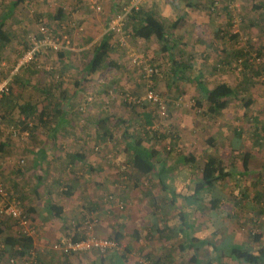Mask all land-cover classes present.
<instances>
[{"label":"rangeland","instance_id":"374dc122","mask_svg":"<svg viewBox=\"0 0 264 264\" xmlns=\"http://www.w3.org/2000/svg\"><path fill=\"white\" fill-rule=\"evenodd\" d=\"M186 1L36 0L30 3L25 0L14 6L15 0H0V16L14 7L11 17L3 23L11 43L0 47V80L11 77L13 94L11 101L0 104V141L7 143L6 154L0 156V172L5 182V171L9 166L27 167V154L22 152L24 148L29 146L37 154L41 140L60 138V132L55 134L53 131V124L58 120V115L54 113L63 106L61 90L68 88L69 83L83 73L82 70L75 75L62 73L60 63L65 59L64 54L67 53L69 61L80 57L83 61L86 55H78L77 49L90 43L92 49L101 37L110 32L111 27L119 24L118 19L124 13L128 14L132 8L154 9L167 27L180 19L177 29L168 31L169 41L172 47L177 45L174 46V58L191 66L190 77L202 74V81L207 87L227 82L236 89L237 98H230L228 108L217 117L206 114V102L196 83L174 79L170 55L161 51V45L155 39L146 41L133 37L129 30L124 29L125 18L123 24L117 27L120 30L112 32L110 60L118 67L105 66L88 82L93 87L87 89L85 86L81 103L69 114L74 126L72 133L82 143H91L94 136L97 138L95 133L107 138L105 146L100 142L93 144L94 154L100 155L108 145L115 160L120 158L124 163L126 132L131 136H145L143 146L158 151L161 165L172 171V176L166 172L162 179L167 182L172 178L173 184L166 192L155 196L158 205H166L164 215H173L176 211L173 207L167 208V205H177L187 211L183 205H211V201L218 199L219 208L216 211H210L209 206H205L193 215L188 208L190 217L185 220L192 223L193 219L196 238L201 242L208 239L214 246L224 249L228 240L223 235V229L240 228L245 238L244 245L261 248L264 247V201L249 205L247 210L237 208L233 201L239 196L236 188L238 178L230 176L210 192L203 191L200 202L189 197L193 186L201 180L206 156H219L227 166L235 161L237 169L241 168L243 155L247 152L253 155V167L264 163V0H192L195 4L193 9H185ZM59 9L63 11L62 20L56 22ZM41 28H45L47 33H42ZM49 43L59 48L54 50ZM33 47H37L35 61L17 69L24 54ZM87 52L91 55L90 51ZM59 54L64 55L62 60L58 59ZM245 62L247 69L243 68ZM65 81L69 83L65 85ZM150 90L164 101L167 107L165 117L146 100V93ZM27 101L35 104V114L28 124L34 130L33 136L29 130H22L19 121L23 118L19 116L15 104ZM198 101L200 107H196ZM246 102H249L248 107L244 105ZM43 109L48 114L40 121L39 114ZM92 112L96 117L107 118L106 126L91 129L87 126V130L76 131ZM12 125L18 127V137L9 134ZM234 131L243 135V144L236 152L226 146L227 140L235 136ZM210 138L214 139L213 146L206 142ZM193 155L196 157L193 163L182 162L183 157ZM230 155L233 160H229ZM21 161H24L23 165H20ZM67 168L65 172H69ZM70 171V174L74 173L72 169ZM38 175H42L40 170ZM248 182V188L243 191L249 195L254 186L255 190L264 191V177L260 180L249 177ZM143 190L146 191V188L142 186L134 188L132 195L135 202H142L141 199L148 201L149 197ZM174 192H179V198L173 195ZM173 197L175 203L172 202ZM0 225L9 234L11 222L0 220ZM207 227L219 230V234L208 231ZM186 232L191 233L189 230ZM255 235L260 237L257 242L253 239ZM1 244L0 252L8 264H11V258L22 262L17 256H10L3 248L4 243ZM164 244L169 247V243ZM197 245L203 264L218 261L211 254L210 246ZM191 256L192 252L188 256L167 258L162 264H187ZM27 261L33 264L32 259ZM220 263L244 264L230 257H223Z\"/></svg>","mask_w":264,"mask_h":264},{"label":"crops","instance_id":"0c3cea01","mask_svg":"<svg viewBox=\"0 0 264 264\" xmlns=\"http://www.w3.org/2000/svg\"><path fill=\"white\" fill-rule=\"evenodd\" d=\"M13 8H10L6 14L0 16V22L3 21L4 23L5 20L7 21L11 17ZM7 14L8 16L6 17ZM55 19L56 22H60L62 14L58 19L56 17ZM10 43L11 39L8 44ZM90 47L91 43L77 49L79 51L78 55H86V59H83V61H81V57L69 61L67 53L64 54L65 57L63 54L58 55V59L62 60V55L65 58L60 63L62 65V73L70 72L75 75L79 71H83L82 75L78 79H74L72 83L65 81V85L69 83V87L61 90L63 106H61V110H56V113H54V115H58V120L53 124V131H55V134L60 132V138L47 137L41 140L39 143L40 148L36 149L37 154L29 146L24 148L22 152L27 154V167L18 166L13 168L9 166L6 169L8 171H5V185L10 197L20 201L23 200V207L26 208L31 226L35 230L32 238L34 253L30 255L33 258V264H156L158 262L162 264L167 258L171 260L174 259L173 257L180 255L188 256L190 252H192L193 256L196 252L195 249L198 248L196 244L201 242V239L196 238L193 219L192 223H188L178 217L180 212L182 213L180 211L182 208L180 207L179 210L177 205H167V208L171 209L173 207L176 211L173 212V215L172 213L164 215L163 209L166 208V205H156L152 202V198L157 201V194L164 191V187L168 188L169 185L173 184L171 178L166 183L163 182L162 175L160 179L154 175H150L148 179L137 176L131 170V159L128 153L125 152V163L120 158L115 160L114 155L110 154L111 150L108 145L102 149L103 152L100 155L94 154L92 150L93 144L100 142L105 146L108 143L107 138L105 139V137L98 136V133H95L97 138L94 136L91 143L87 141L82 143L83 141H77L76 135L72 133L74 126L69 114L75 111L74 108L81 103V94L84 92L85 86L87 89L93 87V85L88 83L93 79V75L86 76V68L91 59V55L87 52L90 51ZM49 84L52 85L51 82ZM53 88H55L54 85ZM104 118L96 117L95 112L92 115L89 114L85 118L84 125L77 127L76 131L79 129L87 130V126L90 127L89 129L104 128L107 124V118ZM242 144L243 139L238 140L237 136H234L233 139L227 140L226 146L231 147L233 151H237ZM249 155L248 171L243 169L242 164L241 168L238 169L236 166H227V171L231 173V176L239 179V183L236 184L239 196L233 201V204L237 208L240 207V210H247L249 205L259 204L258 199L255 197L256 192L262 193L261 202L264 201V191L262 189H254L256 181L254 187L250 186L253 187L251 188L252 194L249 195L245 190L243 191L250 184L248 182L249 177H256V180H258V175L261 178L264 177V163L258 167H253V155L250 153ZM72 156H77L80 160H76L73 163L70 160ZM193 156L195 159V155ZM230 159L231 155L229 156ZM114 164H116V169ZM66 167H68L69 172L64 171ZM71 169L74 172L73 174H70ZM39 170L42 175H38ZM65 185L67 186L63 187ZM141 186L146 188V191L143 190L145 195L154 193L153 196L151 195L148 198L147 202L146 199L145 201L141 199L142 202H135L133 199L134 188L138 189ZM62 187L64 191L69 192V195L64 194ZM154 188H156V191ZM187 188L189 187L187 186ZM50 203H55L56 206L61 207L60 219L56 218L52 213ZM119 203L124 204L123 209L119 208ZM205 206L210 208L211 205H191V207L190 205H183L187 209L185 215L188 218L190 217L189 210L194 215L193 212L204 209ZM188 208L190 209L188 210ZM86 210L94 213L98 220L95 227L97 236L117 240L119 249L114 251L113 255L90 252L61 256L53 252L51 249L53 243L68 238L81 237L82 234L79 229L83 213ZM172 216L175 218H171ZM185 224L187 230L191 231V233L189 237V232H187L184 238L182 234L177 235V231L180 226L184 227ZM0 229L3 231L0 235L1 244L7 234V230L2 225H0ZM206 229L219 234V230L216 231L212 227H207ZM223 230V235L228 240L226 247L235 245L253 250L259 248L244 245L245 238H243L240 228ZM256 236L259 235L254 236L253 239L255 241ZM165 242L169 243L170 248L164 244ZM202 242L204 244L209 243V240L203 239ZM188 244L192 248H189ZM206 245L208 246V244ZM3 248L7 249L4 245ZM217 249L219 248L217 247ZM210 252L214 258H218L211 250ZM3 256V253L0 252V264H8ZM210 257L211 255H209ZM223 257L228 256L224 255ZM220 261H216L215 264H221Z\"/></svg>","mask_w":264,"mask_h":264},{"label":"trees","instance_id":"16d2710c","mask_svg":"<svg viewBox=\"0 0 264 264\" xmlns=\"http://www.w3.org/2000/svg\"><path fill=\"white\" fill-rule=\"evenodd\" d=\"M30 3H34L36 0H27ZM25 0H16L14 6H17L18 4L24 3ZM195 7V4H193V1L187 0L185 3V9H193ZM62 9H59L57 11L56 18L61 16ZM10 14V13H8ZM6 15V17L8 16ZM5 20V19H4ZM180 19H176L173 24H171L169 27H167L163 22L160 21L157 12L154 9H144V8H132L129 13L126 16V22H125V30H129L133 37L142 39V40H149V39H155L158 41V43L161 45V51L164 53H167L170 55L171 60V70L173 74V78L178 81H192L196 83V87L200 93L203 94V101L206 102V114L210 115L211 117H217L220 115L223 111H225L229 106V99L230 98H237V91L235 88H233L231 85H229L227 82H220L217 85L213 87H207L203 81V75L199 74L193 78L190 77L188 74L189 71H191V66L187 65L177 59L173 56L174 51V45L173 47L170 45V35L168 34L169 30H175L177 29L180 21ZM11 37L7 32H5L3 28V21L0 22V45L4 46L10 42ZM112 32L106 33L103 37H101L100 41L93 46V48L90 50L91 52V59L88 62L87 68H86V76H91L94 74H97L102 71V69L105 66H111V67H118L115 62L110 60V54L112 51ZM240 53V52H239ZM240 55L244 56L243 53ZM259 56V54H258ZM245 62L243 64V68L247 69L248 64ZM11 89V85H10ZM11 97L13 98V94L10 90L9 96H6L0 101V104H5L6 102L11 101ZM15 99V98H14ZM16 107L19 112V116L23 118L19 121L20 126L22 127V130H29L31 132V136H33V128H29V121L31 117L35 114L34 108L35 104H33L31 101H27L22 104L15 103ZM245 107H248L249 102H246ZM200 107L201 103L198 101L196 102V107ZM46 109H43L41 113L39 114V119L42 121V118L47 115L48 113L45 111ZM235 136H237L238 140L243 138V135L239 131H234ZM125 136V146L124 151L128 153L130 161V167L131 170L137 174V176L140 177H146V179L149 178L150 175H154L161 178V175L164 173H168L171 175L170 168H165V165H161V159H159V152L154 149H149L143 146V142L145 140V136H131L128 132H126ZM207 144L209 146H213L214 139L210 138L207 141ZM7 152V143L0 141V156L5 155ZM236 152V151H234ZM231 159L233 160L234 157L231 155ZM250 159L249 153H245L242 158V167L245 171H248V162ZM70 160L74 163L78 159L77 156L70 157ZM194 157H183L182 162L184 163H193ZM232 167H235V163L232 161L231 163ZM231 176V173L227 171V165L226 163L221 159V157L216 155H209L206 156L203 167L201 169V180L198 182L195 186H193V192L191 193V196L189 199L195 200L196 202H200L201 198L200 195L203 191L210 192L219 182L225 181L228 177ZM261 179V176L258 175V180ZM172 180V178H171ZM167 183V182H166ZM164 191L167 190L166 187L163 188ZM64 194L69 195L68 191H64ZM173 195L177 198H179V192H174ZM151 194H148V197H150ZM255 197L258 199V202H261V198H263V195L261 192H256ZM23 201V200H22ZM21 201V202H22ZM152 202L156 203V200L152 198ZM172 202L175 203V198H172ZM218 203L219 200L215 199L211 201L210 211H216L218 209ZM24 206V204L22 203ZM51 211L54 214V216L58 219L61 218L62 209L59 206H56L55 203H50ZM124 205V204H123ZM25 208V207H24ZM180 210V208H178ZM25 211L27 212L26 208ZM180 217L186 221V215L185 210H180ZM201 211V210H199ZM184 213V214H183ZM28 214V212H27ZM186 223V222H185ZM192 230V229H191ZM187 228L186 224L184 227L179 228L177 231L178 234H182L185 238L187 234ZM3 233L0 229V235ZM190 237V234H189ZM81 238V237H80ZM78 237H74V240L80 239ZM256 241L260 238L259 236H256ZM4 245L7 247L6 252L12 256V257H25L28 256L29 253L33 250V240L31 237H24V236H12L10 234H7L3 241ZM201 245L210 246L211 251L213 254H216L218 256V260H221L223 256L227 255L231 259H234L235 261L239 263L244 264H264V247L257 248V249H248L245 247L240 246H228L225 249H217L216 246H214L211 242H207L204 244V242L200 243ZM189 248H192L190 244H188ZM198 248L195 249L194 255L189 259L187 264H203L202 259L198 255ZM160 262L156 263L159 264ZM155 264V263H153ZM206 264H211L210 261H207Z\"/></svg>","mask_w":264,"mask_h":264},{"label":"built area","instance_id":"2783aa9c","mask_svg":"<svg viewBox=\"0 0 264 264\" xmlns=\"http://www.w3.org/2000/svg\"><path fill=\"white\" fill-rule=\"evenodd\" d=\"M127 13H124L121 17H119L118 22L119 24L116 27H111L109 30L110 32H114L116 30H120L117 27L123 24V19H125ZM41 32L46 34L47 31L45 28H41ZM49 46L52 47L54 50L58 49L55 44L49 43ZM37 57V47H33L28 50L24 56L22 57L18 67H21L25 64H29L35 61ZM152 72V71H151ZM11 77L0 80V101L9 96L10 94V85H11ZM146 100L150 103H153L157 109L159 114L162 117H165L167 114V107L162 99L153 91L150 90L146 93ZM9 134L12 137H18L20 131L18 127L12 125L9 129ZM24 161L20 162V165H23ZM123 203H119V208L123 209ZM0 219L9 220L11 222V229L9 234L12 236H24V237H31L33 238L35 234L34 228L31 226L30 217L25 211V208L22 205V202L16 198H11L4 179L3 175L0 172ZM98 223L97 218L95 217L94 213L91 211H85L82 217V223L80 225V233L81 238L78 240H74L73 238H68L63 241H57L53 243L51 249L53 252L57 253L61 256H71L80 253H90V252H98L99 254L106 255L111 254L114 251L119 249V243L117 240L113 238H103L97 236L95 232V227ZM34 251L32 250L28 256L20 258L22 260L19 263V259L11 258V264H30L28 263V259H32V255Z\"/></svg>","mask_w":264,"mask_h":264}]
</instances>
